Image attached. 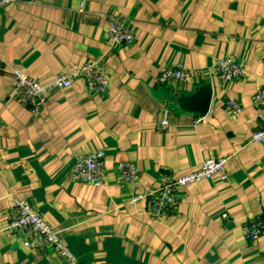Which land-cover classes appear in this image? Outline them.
<instances>
[{"label": "crops", "instance_id": "crops-1", "mask_svg": "<svg viewBox=\"0 0 264 264\" xmlns=\"http://www.w3.org/2000/svg\"><path fill=\"white\" fill-rule=\"evenodd\" d=\"M133 32L129 45L108 38L112 16ZM245 74L227 82L218 58ZM98 61L106 93L76 78L52 89L38 112L15 95L13 70L49 83ZM185 64V81L162 83L164 69ZM210 85L203 118L171 98ZM264 85V0H13L0 5V264H73L52 247L26 246L10 229L15 198L31 203L79 264H264V141L252 134L264 115L254 93ZM239 99L235 115L226 106ZM168 110L169 125H159ZM106 151L103 186L75 181L79 157ZM227 157L223 173L184 187L173 212L153 216L151 193L167 177ZM135 165L122 180L117 164ZM136 194L145 197L132 202ZM228 213L224 218L223 213Z\"/></svg>", "mask_w": 264, "mask_h": 264}, {"label": "built area", "instance_id": "built-area-1", "mask_svg": "<svg viewBox=\"0 0 264 264\" xmlns=\"http://www.w3.org/2000/svg\"><path fill=\"white\" fill-rule=\"evenodd\" d=\"M13 0H0V5ZM108 38L113 46L129 45L134 40L133 32L127 26L125 19L120 16H112L108 29ZM214 72L232 82L241 79L245 70L243 64L232 57H223L216 60ZM15 77V95L18 100L29 106L34 112L40 111L48 102V95L52 89H66L73 85L76 78L85 81L87 88L94 93H106L109 89V78L101 64L96 60H89L82 65L75 66L69 71L57 74L49 83L42 82L30 77L20 68L13 70ZM188 71L185 64L179 62L164 69L159 76V81H185ZM255 105L264 109V85L254 93ZM227 109L232 114H239L242 111V103L239 99L230 97L226 102ZM169 111L166 109L160 122L162 129L169 125ZM252 140L255 142L264 141V115L261 116L259 128L253 132ZM106 151L98 149L79 157L71 171V178L75 181L89 183L95 186H103L106 178L105 167ZM228 163L227 157L210 158L203 162L202 166L190 173L178 177H167L160 187L154 190L152 195L153 216L159 217L174 211L179 200L181 190L187 185L199 182L204 179H211L218 173H223L226 179L225 169ZM117 169L123 181L132 183L137 177V169L134 164L128 161H121ZM145 197L144 194H136L132 202ZM224 218L228 213H223ZM9 229L20 238L28 247L38 249L54 248L59 253L69 257L73 264H79L58 230L54 229L42 216V214L27 200L15 198L11 208V219ZM244 231L251 240L258 239L264 232V219L255 217L244 225Z\"/></svg>", "mask_w": 264, "mask_h": 264}, {"label": "water", "instance_id": "water-1", "mask_svg": "<svg viewBox=\"0 0 264 264\" xmlns=\"http://www.w3.org/2000/svg\"><path fill=\"white\" fill-rule=\"evenodd\" d=\"M212 90L210 85H203L193 93H174L173 101L179 104L181 108L196 113V116L203 118L210 107Z\"/></svg>", "mask_w": 264, "mask_h": 264}]
</instances>
